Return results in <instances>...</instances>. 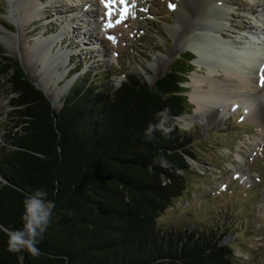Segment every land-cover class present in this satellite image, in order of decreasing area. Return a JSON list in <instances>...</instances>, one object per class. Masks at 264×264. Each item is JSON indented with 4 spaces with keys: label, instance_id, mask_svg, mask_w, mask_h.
I'll return each instance as SVG.
<instances>
[{
    "label": "trees",
    "instance_id": "1",
    "mask_svg": "<svg viewBox=\"0 0 264 264\" xmlns=\"http://www.w3.org/2000/svg\"><path fill=\"white\" fill-rule=\"evenodd\" d=\"M4 54L0 49V88L5 79L16 121L0 138V226L22 228L23 201L36 188L55 207L38 257L9 253L0 230V264H243L227 240L228 224L158 226L188 190L189 176L199 175L190 162L197 160L195 139L178 122L192 108L185 87L192 54L152 86L134 73L116 89L79 76L59 112L20 61ZM164 108L175 130L148 140V124Z\"/></svg>",
    "mask_w": 264,
    "mask_h": 264
},
{
    "label": "rangeland",
    "instance_id": "2",
    "mask_svg": "<svg viewBox=\"0 0 264 264\" xmlns=\"http://www.w3.org/2000/svg\"><path fill=\"white\" fill-rule=\"evenodd\" d=\"M88 1L31 0L39 6L40 14L30 20L22 8L25 0H0V49L5 56L18 59L32 81L29 72L32 74L39 61L40 50L35 51L32 57L29 50V54L24 52L26 43L33 47L37 38L60 37L53 53L69 56L66 66L58 71L66 73L65 79L70 88L57 107L54 106V98L46 94L57 112L79 76L91 74V79L99 85L107 88L114 86L116 89L125 80L124 74L134 73L152 86L174 62L189 54L194 56L190 49L183 48V43L172 29L178 22L174 9L178 0H93L95 5L98 3L95 6L97 11L92 17L84 19L86 8L82 10V6ZM231 1L226 19L232 24L226 31L233 27L235 34L226 36L238 43L245 40L238 29L245 26L252 29L255 24L253 17L246 13H259L264 9V0H256L251 6H248L247 0ZM187 4L190 8L195 7L191 0H187ZM90 8L88 6L86 10ZM109 11L112 13L110 19ZM78 14L81 15L79 23L69 22L70 17H77ZM113 30L115 32H110ZM262 31L260 40L264 42V26ZM87 32L91 41L85 39ZM85 41L89 43L84 45ZM77 64L83 65L81 71L70 77ZM192 64L194 71L188 76L185 86L192 108L190 114L184 116L195 114V105L190 100L193 79L208 73L205 67L196 65L195 59ZM37 65L41 69L42 65ZM263 73L264 68L261 77ZM216 78L225 79L224 75ZM56 83L57 79L53 78L47 93L51 94ZM2 84L0 138L13 128L16 121L9 114L12 108L10 98L14 95L9 96L5 79ZM57 85L61 87L63 82ZM260 86L263 93L259 104L264 108V86ZM256 113L257 118L246 120L243 110L238 109L226 120H221L226 115L219 116L207 124L199 121L186 123L178 119L180 127L195 139L197 160L190 159V162L199 175L189 176L188 190L183 197L158 219V226L163 230L228 224L227 240L233 242L234 239L236 255L243 264H264V117L261 110Z\"/></svg>",
    "mask_w": 264,
    "mask_h": 264
},
{
    "label": "bare ground",
    "instance_id": "3",
    "mask_svg": "<svg viewBox=\"0 0 264 264\" xmlns=\"http://www.w3.org/2000/svg\"><path fill=\"white\" fill-rule=\"evenodd\" d=\"M191 1L194 2L195 7H188L187 0L177 1L174 9L178 15V22L172 29L183 43V48L190 49L197 56L195 57L196 65L201 68L205 67L208 73L207 76L193 79L194 89L190 95V100L195 105V114L179 119L186 123L199 121L207 124L209 120L212 118L217 120L219 116L224 117L226 115V117L221 118L222 121L226 120L238 109L243 110L246 120L257 118L255 113L258 110L263 112L264 117V108H261L259 104L261 93H263L260 90L262 89L260 77L264 68V42L260 40V36L263 33L264 9L256 14L254 11L246 13L253 17V20H250L255 24L253 23L252 29H247L246 26L244 29H238V32L244 35L245 40L234 43L232 39H229V35V37L226 36L230 33L235 34L233 27L226 31L232 24L226 19L228 7L232 5L231 0ZM247 2L249 6L255 4L256 0H247ZM22 5L25 15L30 17V20L39 16L40 8L31 0H25ZM97 5L98 3L95 5L93 0L88 1L83 6L81 5L82 10L91 6L89 10L85 9L84 19L95 15V11H97L95 6L97 7ZM79 18H81L80 14L77 17L72 16L69 18V22L79 23ZM88 34L87 32L84 35L85 39L91 41L87 37ZM223 34L225 38L221 36ZM59 39V36L57 38H37L34 40L33 47H30L27 42L26 50H24L25 53H28L29 50L32 57L35 55V51L40 50V59L36 62L35 67L40 63L41 69L34 67L35 70L33 69L32 74L28 72L38 87L42 90L45 89V94L54 98L55 107L60 105L62 97L70 88L69 82L65 79L66 73L58 71L59 68L66 66L69 56L60 52L53 53V47ZM4 41L9 47L7 40L4 39ZM88 43L85 41L84 45ZM247 47H250L249 50L241 52ZM220 75H224L225 79L216 78ZM53 78L57 79V83L49 94L47 89L50 88ZM61 82L63 85L58 87L57 84Z\"/></svg>",
    "mask_w": 264,
    "mask_h": 264
},
{
    "label": "clouds",
    "instance_id": "4",
    "mask_svg": "<svg viewBox=\"0 0 264 264\" xmlns=\"http://www.w3.org/2000/svg\"><path fill=\"white\" fill-rule=\"evenodd\" d=\"M171 110L164 108L155 114L156 123H149L145 130V137L148 140L153 138L154 133L159 132L165 139H168L175 130L169 124L173 118ZM162 166H168L163 157L160 158ZM49 193L44 188H36L26 195L23 201L22 228L9 230L0 226V230L7 235V251L12 254L27 251L33 257L40 255L38 243L43 240L44 234L51 224L54 203L48 199Z\"/></svg>",
    "mask_w": 264,
    "mask_h": 264
},
{
    "label": "snow or ice",
    "instance_id": "5",
    "mask_svg": "<svg viewBox=\"0 0 264 264\" xmlns=\"http://www.w3.org/2000/svg\"><path fill=\"white\" fill-rule=\"evenodd\" d=\"M122 2H123V0H122ZM108 7L111 8V3H109ZM111 15H112V13H111V11H109V19L111 18ZM119 22L120 21H118V23ZM108 26H111V24H109ZM109 39H114V38L113 37H109ZM261 85L264 86V75H262V77H261Z\"/></svg>",
    "mask_w": 264,
    "mask_h": 264
},
{
    "label": "water",
    "instance_id": "6",
    "mask_svg": "<svg viewBox=\"0 0 264 264\" xmlns=\"http://www.w3.org/2000/svg\"><path fill=\"white\" fill-rule=\"evenodd\" d=\"M33 84L35 85V87H36L38 90H40L45 96H47V95L45 94V91L42 90V89H40L36 83L33 82ZM185 86H186V85H185ZM51 105H52V107H53V102H51Z\"/></svg>",
    "mask_w": 264,
    "mask_h": 264
}]
</instances>
